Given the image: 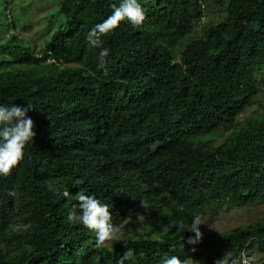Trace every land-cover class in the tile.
Segmentation results:
<instances>
[{
	"label": "trees",
	"instance_id": "1",
	"mask_svg": "<svg viewBox=\"0 0 264 264\" xmlns=\"http://www.w3.org/2000/svg\"><path fill=\"white\" fill-rule=\"evenodd\" d=\"M140 2L141 25L101 37L107 73L86 36L119 0H59L37 51L19 16L0 15V103H31L35 133L0 175V264H117L127 249L125 264H239L244 249L264 250V220L195 245L185 229L206 210L264 202V113L238 121L264 84V0ZM81 190L116 226L144 215L150 230L97 246L67 220Z\"/></svg>",
	"mask_w": 264,
	"mask_h": 264
},
{
	"label": "clouds",
	"instance_id": "2",
	"mask_svg": "<svg viewBox=\"0 0 264 264\" xmlns=\"http://www.w3.org/2000/svg\"><path fill=\"white\" fill-rule=\"evenodd\" d=\"M111 8V14L91 28L86 36L88 45L99 49L97 67L103 69L105 73H107L106 58L110 49L102 46L101 37L117 28L124 20L130 22L134 27L141 25L145 20L146 13V8L140 0H119V3L112 4ZM32 107L31 103L26 106L16 103H0V175L10 174L11 170L23 158L26 144L33 140L34 122L28 116ZM77 183H82V181H77ZM63 195L65 198L70 197V193L67 191ZM76 199L78 203L69 210L67 220L73 224H82L85 228L92 230L95 233L97 246L103 245L106 241L115 240L119 227L112 223V213L108 204L83 190L79 192ZM193 217L191 225L186 224L185 226V229L188 228L195 233L194 236L188 237L187 243L191 245L197 244L202 238L199 228L200 218L195 215ZM182 246L184 247V244ZM131 255V249H127L117 264H125ZM163 264H186V262L176 255H166Z\"/></svg>",
	"mask_w": 264,
	"mask_h": 264
},
{
	"label": "rangeland",
	"instance_id": "3",
	"mask_svg": "<svg viewBox=\"0 0 264 264\" xmlns=\"http://www.w3.org/2000/svg\"><path fill=\"white\" fill-rule=\"evenodd\" d=\"M58 4L59 0H11L8 6L0 2V15L2 13H9L19 16V21L16 23L18 26L16 33L20 39L29 41L31 47L37 51L42 46L44 27L47 25V21L51 18V15L56 11ZM212 18H215L214 22L216 23L214 8L205 10V20L207 21ZM0 28L2 27L0 26ZM199 30L200 25L196 26V33H199ZM6 36L3 31H0V41H4L7 38ZM260 90L261 93L256 96L252 107L238 117L239 122L250 114L259 116L260 113H264V84L260 86ZM199 218L201 222L199 228L202 234L223 233L236 227H245L249 224L263 221L264 202L250 203L246 206L235 204L229 206L225 204L218 212L206 210ZM192 222L193 220L187 222V225H191ZM118 227L119 232L116 239L106 241V245L123 244L128 239L136 238L150 230V226L145 222L144 215L130 217L120 223ZM250 254L254 264H264V250H260L255 245L251 248ZM218 261L219 264H236L229 257L219 259ZM186 264L193 263L188 260ZM215 264H217V261Z\"/></svg>",
	"mask_w": 264,
	"mask_h": 264
},
{
	"label": "built area",
	"instance_id": "4",
	"mask_svg": "<svg viewBox=\"0 0 264 264\" xmlns=\"http://www.w3.org/2000/svg\"><path fill=\"white\" fill-rule=\"evenodd\" d=\"M239 264H253V259L251 258V254L249 250L244 249L239 258Z\"/></svg>",
	"mask_w": 264,
	"mask_h": 264
}]
</instances>
